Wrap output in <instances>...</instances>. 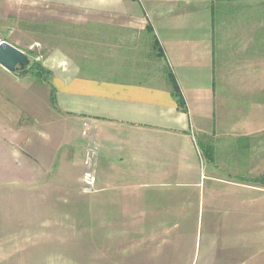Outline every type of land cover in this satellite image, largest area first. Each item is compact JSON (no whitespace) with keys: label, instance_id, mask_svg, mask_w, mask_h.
<instances>
[{"label":"crops","instance_id":"crops-1","mask_svg":"<svg viewBox=\"0 0 264 264\" xmlns=\"http://www.w3.org/2000/svg\"><path fill=\"white\" fill-rule=\"evenodd\" d=\"M191 1L196 2L0 0V41L23 51L8 37L25 36L28 54L50 72L55 113L62 117L58 126L68 122L69 130L78 128L80 134L85 126L89 144L109 162L122 164L111 172L138 180L185 178L196 169L195 157L202 155L209 164L207 187L201 182L177 185L198 187L195 196L208 200L212 163L227 169L235 155L238 178L251 180L264 173V53L258 52L257 60L247 56L254 44L260 47L256 36L261 33L258 19L249 17L242 27L217 30L243 38L242 49L233 56L218 54L213 8L200 27L195 14L181 12V4ZM44 127L16 124L10 134L12 152L17 154L24 132L27 154L42 166L45 160L34 155L33 146ZM33 163L26 165L33 169ZM238 189L261 197L258 187ZM223 192L229 193L227 188Z\"/></svg>","mask_w":264,"mask_h":264},{"label":"rangeland","instance_id":"rangeland-1","mask_svg":"<svg viewBox=\"0 0 264 264\" xmlns=\"http://www.w3.org/2000/svg\"><path fill=\"white\" fill-rule=\"evenodd\" d=\"M188 3L181 4V12L195 14L200 27L213 8V40L222 56L239 52L243 38L217 30L258 19L260 47L254 44L247 56L260 59L264 0ZM8 39L32 54L25 36ZM33 76L16 79L0 68V264H264V183L238 178L235 155L227 169L220 162L211 164L208 200L195 196L198 187L177 185L201 182L207 187L209 164L202 155L185 178L138 180L111 172L122 164L109 162L89 144L85 126L82 134L78 128L70 131L68 122L58 126L62 117L50 103L49 88ZM29 122L46 126L33 146L34 155L45 160L42 166L27 154L24 132L17 154L10 146L12 129ZM28 160L34 161L33 169ZM259 178L264 181V173L253 179ZM145 181L146 186H138ZM240 186L258 187L262 198L238 191Z\"/></svg>","mask_w":264,"mask_h":264},{"label":"water","instance_id":"water-1","mask_svg":"<svg viewBox=\"0 0 264 264\" xmlns=\"http://www.w3.org/2000/svg\"><path fill=\"white\" fill-rule=\"evenodd\" d=\"M38 63V58L24 53L6 41L0 42V68L14 78L25 77Z\"/></svg>","mask_w":264,"mask_h":264},{"label":"trees","instance_id":"trees-1","mask_svg":"<svg viewBox=\"0 0 264 264\" xmlns=\"http://www.w3.org/2000/svg\"><path fill=\"white\" fill-rule=\"evenodd\" d=\"M147 28L150 30V26H147ZM30 73H34V78H36V80L39 82V83H42L44 85H47V87L49 88V100H50V103L51 105L53 106V108L56 109V92H55V88L53 87L52 83L49 81V78H50V72L45 70L44 67L38 63L36 66H34V68L31 70ZM29 73V74H30ZM170 81L172 83V86H173V93L174 95H176L177 97H179L178 99V102L180 104L181 107L184 108V103H183V100H182V97L179 96V91H178V87H177V84L174 80V78H170ZM252 183H260V182H263V180H261L260 178L259 179H252Z\"/></svg>","mask_w":264,"mask_h":264},{"label":"built area","instance_id":"built-area-1","mask_svg":"<svg viewBox=\"0 0 264 264\" xmlns=\"http://www.w3.org/2000/svg\"><path fill=\"white\" fill-rule=\"evenodd\" d=\"M1 41H2V40H1ZM1 41H0V42H1Z\"/></svg>","mask_w":264,"mask_h":264}]
</instances>
